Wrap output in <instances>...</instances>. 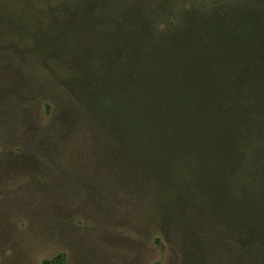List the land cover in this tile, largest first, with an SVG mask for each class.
<instances>
[{
  "label": "trees",
  "instance_id": "1",
  "mask_svg": "<svg viewBox=\"0 0 264 264\" xmlns=\"http://www.w3.org/2000/svg\"><path fill=\"white\" fill-rule=\"evenodd\" d=\"M0 42L52 77L51 119L67 102L82 122L85 166L147 187L164 239L197 211L229 226L244 264H264V0H0ZM173 167L188 176L166 192Z\"/></svg>",
  "mask_w": 264,
  "mask_h": 264
},
{
  "label": "rangeland",
  "instance_id": "2",
  "mask_svg": "<svg viewBox=\"0 0 264 264\" xmlns=\"http://www.w3.org/2000/svg\"><path fill=\"white\" fill-rule=\"evenodd\" d=\"M4 28L3 39L14 27ZM6 57L0 55V264H42L60 253L66 264H244L243 245L217 216L191 212L183 223H166L164 239L147 187L118 185L106 177L112 169L85 166L75 136L84 138L81 148L87 136L82 122L69 125L75 115L67 102L52 121L59 94L45 68L36 58ZM75 69L62 63L59 70L68 76ZM187 176L174 167L166 171L164 178L172 179L166 192ZM252 220L262 234L259 216Z\"/></svg>",
  "mask_w": 264,
  "mask_h": 264
}]
</instances>
